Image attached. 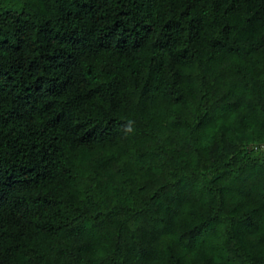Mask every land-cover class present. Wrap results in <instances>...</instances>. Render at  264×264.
Wrapping results in <instances>:
<instances>
[{
	"label": "trees",
	"instance_id": "trees-1",
	"mask_svg": "<svg viewBox=\"0 0 264 264\" xmlns=\"http://www.w3.org/2000/svg\"><path fill=\"white\" fill-rule=\"evenodd\" d=\"M0 264H264V0H0Z\"/></svg>",
	"mask_w": 264,
	"mask_h": 264
}]
</instances>
